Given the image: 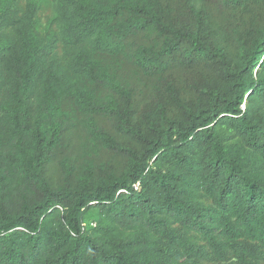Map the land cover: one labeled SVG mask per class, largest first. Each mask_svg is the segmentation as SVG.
Listing matches in <instances>:
<instances>
[{"label":"trees","instance_id":"1","mask_svg":"<svg viewBox=\"0 0 264 264\" xmlns=\"http://www.w3.org/2000/svg\"><path fill=\"white\" fill-rule=\"evenodd\" d=\"M0 264H264V0H0Z\"/></svg>","mask_w":264,"mask_h":264},{"label":"rangeland","instance_id":"2","mask_svg":"<svg viewBox=\"0 0 264 264\" xmlns=\"http://www.w3.org/2000/svg\"><path fill=\"white\" fill-rule=\"evenodd\" d=\"M47 13V9L45 10H42L38 16V20L40 23H42L44 21V18H45V14Z\"/></svg>","mask_w":264,"mask_h":264}]
</instances>
